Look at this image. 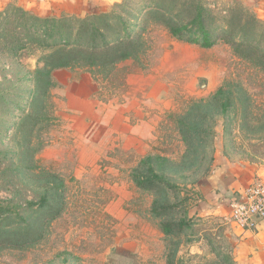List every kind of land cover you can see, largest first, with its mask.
Masks as SVG:
<instances>
[{
    "label": "rangeland",
    "instance_id": "374dc122",
    "mask_svg": "<svg viewBox=\"0 0 264 264\" xmlns=\"http://www.w3.org/2000/svg\"><path fill=\"white\" fill-rule=\"evenodd\" d=\"M191 1L216 17H255L264 35V0H92L87 12L0 0V264H249L235 253L227 199L202 185L221 166H264V68L223 35L210 47L173 37L160 13L186 18ZM100 13L111 41L119 22L137 40L131 57L104 67H57L60 35L27 21ZM41 72L47 88L30 104ZM147 156L175 189L134 182ZM46 191L60 195L50 211L36 205ZM154 201L174 208L156 216ZM182 217L189 227L162 232Z\"/></svg>",
    "mask_w": 264,
    "mask_h": 264
},
{
    "label": "trees",
    "instance_id": "16d2710c",
    "mask_svg": "<svg viewBox=\"0 0 264 264\" xmlns=\"http://www.w3.org/2000/svg\"><path fill=\"white\" fill-rule=\"evenodd\" d=\"M186 6L190 13L189 16L178 21H174L169 15L160 13L162 14L163 22L173 37L202 47H210L216 42V37L219 34L223 35L226 42L232 46L234 45L236 51L240 54H243L244 51L238 49V46L252 50V55L256 56L257 62L264 68V48L258 46L264 35L262 33L258 34L261 26L255 17L254 19L243 16L235 10L229 11L230 17L222 15L216 17L211 14L204 4L197 1H191ZM61 15L60 17H45L42 20L38 16L27 19L34 26L40 24L47 34L55 31L60 35L59 47L53 51L56 54L53 60H55L57 67L72 66L80 61H83L88 66L104 67L129 58L135 53L137 40L130 37L129 24L119 22V34L111 41L108 37L110 35L113 36V33L110 31V20L106 14H90L85 17H78L74 14ZM233 15L235 16L234 20ZM119 20L121 21L122 18H119ZM217 22L222 23L224 28L216 31ZM237 26H239L238 29ZM236 35H238L237 41L235 40ZM45 65L48 66L49 63L46 62ZM40 75L41 77L44 76V78H41ZM40 75L36 74L33 77L35 88L31 93L30 100H28L30 104L37 99L41 89L47 88L48 74L41 72ZM223 93V89H218L215 95ZM230 106V99L227 98L222 101L220 103V113H224ZM133 180L140 188L150 191L171 190L177 187L164 174L155 170L152 156H147L140 161L134 171ZM55 195L58 198H55ZM56 200L60 204L59 194L54 192L49 195L46 191L36 205L38 209L47 208L50 211L51 207L54 206L53 201L55 202ZM31 204L32 202L28 201L27 205ZM171 208H174L171 203L162 204L154 201L152 212L156 216H164L169 213ZM54 211L56 213L50 217L51 219L56 216L59 208L57 207ZM189 223L186 218L182 217L176 221L162 222L161 229L164 234L169 235L184 230L189 227ZM21 226L19 225V227ZM28 227V225H25L21 228Z\"/></svg>",
    "mask_w": 264,
    "mask_h": 264
},
{
    "label": "crops",
    "instance_id": "0c3cea01",
    "mask_svg": "<svg viewBox=\"0 0 264 264\" xmlns=\"http://www.w3.org/2000/svg\"><path fill=\"white\" fill-rule=\"evenodd\" d=\"M62 1V0H61ZM60 0H38L36 10L56 9L64 12H87L90 10L89 2L92 0H65L64 5ZM30 6V5H28ZM47 6L48 8H45ZM239 171L230 170V167L213 170L202 185V193L218 192L219 196L228 200L231 193L241 190L250 181L260 178L264 180V166L255 164L242 165ZM208 188V190L206 189ZM226 200V201H227ZM225 209L228 210L227 203ZM238 228V227H237ZM235 253L238 258L246 259L249 264H264V219L260 221L254 230L237 229L235 241Z\"/></svg>",
    "mask_w": 264,
    "mask_h": 264
},
{
    "label": "built area",
    "instance_id": "2783aa9c",
    "mask_svg": "<svg viewBox=\"0 0 264 264\" xmlns=\"http://www.w3.org/2000/svg\"><path fill=\"white\" fill-rule=\"evenodd\" d=\"M229 220L242 230H254L264 219V180L256 178L227 200Z\"/></svg>",
    "mask_w": 264,
    "mask_h": 264
}]
</instances>
